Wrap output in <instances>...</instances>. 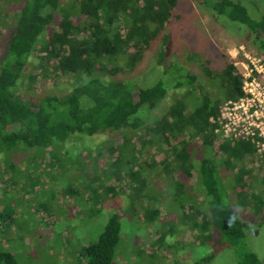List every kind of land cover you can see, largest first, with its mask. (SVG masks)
<instances>
[{
	"label": "rangeland",
	"instance_id": "obj_1",
	"mask_svg": "<svg viewBox=\"0 0 264 264\" xmlns=\"http://www.w3.org/2000/svg\"><path fill=\"white\" fill-rule=\"evenodd\" d=\"M23 1L0 0V58L6 53ZM234 1L244 5L254 20L264 16V0ZM219 19L198 0H178L174 16L135 66H122L117 73L116 78L144 88L157 83L167 88L166 97L157 107L143 109L141 117L147 123L160 119L175 98L185 96L189 110L204 95L219 107L226 102L220 79L226 63H233L241 74L242 63L249 64L245 55L258 51L244 33L227 25L242 26L240 23L224 16ZM163 34L168 40L163 61L159 62ZM36 55L28 59L25 73L36 72ZM169 65L198 78L188 89L171 87L169 74H163ZM68 80L51 77L26 81L24 87L19 86L18 94L31 99L68 94L74 87V80ZM140 132L142 135L128 132L131 139L127 136L125 142L110 131L75 133L42 153H19L17 149L0 153V251L13 254L17 264H85V247L96 242L108 218L116 213L121 232L112 264H195L207 255L213 258L206 264H238L235 247L219 245L217 239L204 240L183 216L204 202L196 174L193 172L184 184L181 173L167 175L160 171L151 156L154 151L161 159L167 156V145L156 144L155 148L147 143L143 130ZM197 151L193 156L196 167L204 154ZM209 152L217 161L222 158ZM244 165L252 170L254 181L245 190L242 247L264 264V204L259 213L254 210L257 196L264 201L260 182L263 171L257 159H249ZM219 171L228 200L234 204L232 173L221 163ZM151 211L157 214L147 220L144 213Z\"/></svg>",
	"mask_w": 264,
	"mask_h": 264
},
{
	"label": "trees",
	"instance_id": "obj_2",
	"mask_svg": "<svg viewBox=\"0 0 264 264\" xmlns=\"http://www.w3.org/2000/svg\"><path fill=\"white\" fill-rule=\"evenodd\" d=\"M198 1L217 21L224 16L244 26L227 24L244 33L264 55V16L259 20L250 18L245 6L234 0ZM177 4L178 0H24L13 22L6 53L0 58V153L12 149L42 153L75 133L95 131H110L125 142L127 136L131 139L128 132L142 135L143 130L147 143L155 148L156 144L168 147L169 152L162 159L157 151L152 153L153 163L160 166V171L167 175L181 173L184 184L193 172L196 174L197 187L205 198L190 213L183 211L192 230L208 242L217 239L219 245L235 247L238 264H262L255 253L242 247L245 235L241 217L245 213L246 187L254 181L252 170L244 163L249 159L259 161L264 187V155L258 154L248 141L219 140L210 123V118L218 114L219 104L213 105L206 95L198 104L190 103V110L185 96L175 98L160 119L147 123L141 117L143 109L157 107L166 97L167 88L162 83L144 88L115 77L122 66H135L174 16ZM162 38L159 62L163 61L168 40L166 34ZM34 53L36 72L25 73ZM163 74H169L171 87L175 88L188 89L198 78L175 65H169ZM51 77L66 81L72 78L74 87L60 96L49 94L31 99L18 94L19 86L24 87L26 81L27 84ZM220 79L226 89V101L243 96L242 78L233 63H226ZM197 150L204 154L196 167L193 156ZM209 151L222 158L213 159ZM219 163L232 173L234 204L228 200ZM248 177L252 180L247 181ZM256 201L254 210L259 213L264 201L258 196ZM144 214L151 220L157 212ZM118 219L116 213L111 214L96 242L85 247V264H112L120 241ZM204 240L197 239L199 244ZM212 258L207 255L195 264H206ZM0 264L17 261L10 252L0 251Z\"/></svg>",
	"mask_w": 264,
	"mask_h": 264
},
{
	"label": "built area",
	"instance_id": "obj_3",
	"mask_svg": "<svg viewBox=\"0 0 264 264\" xmlns=\"http://www.w3.org/2000/svg\"><path fill=\"white\" fill-rule=\"evenodd\" d=\"M249 64L242 63L243 96L227 100L210 118L220 141H248L264 155V55L248 52Z\"/></svg>",
	"mask_w": 264,
	"mask_h": 264
}]
</instances>
